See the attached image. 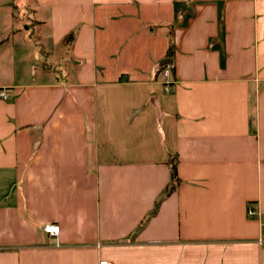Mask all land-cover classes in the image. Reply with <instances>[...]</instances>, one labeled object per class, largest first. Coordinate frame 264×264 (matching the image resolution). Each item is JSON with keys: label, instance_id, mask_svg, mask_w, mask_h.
<instances>
[{"label": "crops", "instance_id": "crops-1", "mask_svg": "<svg viewBox=\"0 0 264 264\" xmlns=\"http://www.w3.org/2000/svg\"><path fill=\"white\" fill-rule=\"evenodd\" d=\"M0 91V264H264V0H0Z\"/></svg>", "mask_w": 264, "mask_h": 264}, {"label": "built area", "instance_id": "built-area-1", "mask_svg": "<svg viewBox=\"0 0 264 264\" xmlns=\"http://www.w3.org/2000/svg\"><path fill=\"white\" fill-rule=\"evenodd\" d=\"M167 68H169V67L167 66ZM164 75L169 76V69H166L164 71ZM5 99H6L5 94L2 91H0V100H5ZM247 215L249 217H253L256 215V213L254 212V210L251 207H248L247 208ZM261 227H262V229H264V222L261 223ZM58 231H59L58 226L54 225V224H47V225H44L42 228V232L45 235H47L48 237H53V238H55L58 235ZM257 243L264 247V239L262 236L258 237ZM97 264H109V263L105 260H99L97 262Z\"/></svg>", "mask_w": 264, "mask_h": 264}, {"label": "trees", "instance_id": "trees-1", "mask_svg": "<svg viewBox=\"0 0 264 264\" xmlns=\"http://www.w3.org/2000/svg\"><path fill=\"white\" fill-rule=\"evenodd\" d=\"M169 167H170V185L168 186V188L166 189V191L164 192V194L161 196L160 199L170 195L179 184V180L176 175V166L174 165L173 162H170Z\"/></svg>", "mask_w": 264, "mask_h": 264}, {"label": "water", "instance_id": "water-1", "mask_svg": "<svg viewBox=\"0 0 264 264\" xmlns=\"http://www.w3.org/2000/svg\"><path fill=\"white\" fill-rule=\"evenodd\" d=\"M171 62V59H164L160 62V66H164V65H167Z\"/></svg>", "mask_w": 264, "mask_h": 264}, {"label": "rangeland", "instance_id": "rangeland-1", "mask_svg": "<svg viewBox=\"0 0 264 264\" xmlns=\"http://www.w3.org/2000/svg\"><path fill=\"white\" fill-rule=\"evenodd\" d=\"M157 44H158L159 47H161L162 41L158 40ZM41 61H43V59H41Z\"/></svg>", "mask_w": 264, "mask_h": 264}]
</instances>
